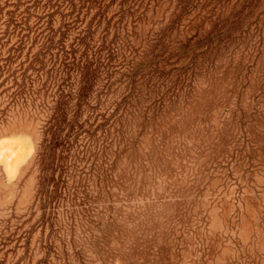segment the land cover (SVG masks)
I'll return each mask as SVG.
<instances>
[{"label": "rangeland", "instance_id": "1", "mask_svg": "<svg viewBox=\"0 0 264 264\" xmlns=\"http://www.w3.org/2000/svg\"><path fill=\"white\" fill-rule=\"evenodd\" d=\"M180 1L113 18L130 47L63 145L55 71L0 87V264H264V0Z\"/></svg>", "mask_w": 264, "mask_h": 264}, {"label": "trees", "instance_id": "2", "mask_svg": "<svg viewBox=\"0 0 264 264\" xmlns=\"http://www.w3.org/2000/svg\"><path fill=\"white\" fill-rule=\"evenodd\" d=\"M185 1H180L182 11L194 10L192 0ZM135 6H140V0H0V87L9 85L3 92L14 89L6 107L16 108L20 98L25 103L33 93L32 79L40 73L50 77L55 71L59 79L48 88L56 87L59 99L56 112L42 125L43 135L50 139V146L63 145L76 125L75 137L80 135V110L88 104L86 92L111 88V61L130 47L129 41L116 43L118 26L113 18ZM110 34L113 37L106 43L105 36ZM76 74L81 82L70 108L74 90L70 77ZM97 80L103 84L95 88Z\"/></svg>", "mask_w": 264, "mask_h": 264}]
</instances>
